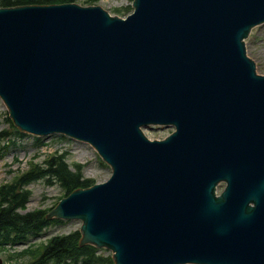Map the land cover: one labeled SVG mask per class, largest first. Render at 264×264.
Returning <instances> with one entry per match:
<instances>
[{
	"label": "water",
	"instance_id": "95a60500",
	"mask_svg": "<svg viewBox=\"0 0 264 264\" xmlns=\"http://www.w3.org/2000/svg\"><path fill=\"white\" fill-rule=\"evenodd\" d=\"M132 7H0L13 125L85 141L111 169L46 217L80 220V244L114 264H264V74L244 41L264 0Z\"/></svg>",
	"mask_w": 264,
	"mask_h": 264
},
{
	"label": "rangeland",
	"instance_id": "374dc122",
	"mask_svg": "<svg viewBox=\"0 0 264 264\" xmlns=\"http://www.w3.org/2000/svg\"><path fill=\"white\" fill-rule=\"evenodd\" d=\"M133 0H73L72 2L81 6L99 5L112 15L124 17L131 13ZM67 3V2H65ZM120 9L121 13L115 12ZM245 48L247 55L254 61L256 72L264 74V22L251 28L249 35L245 38ZM17 129L8 116L7 107L0 99V131L7 130L13 132ZM171 127H143V133L151 139H162L171 132ZM19 131V130H18ZM22 137L9 136V142H0V187L9 182L14 175L21 171H26L30 165H43L44 159L51 155L62 154L66 158V163L71 170L78 166L85 178L92 180V183L103 182L110 174L111 169L98 155L97 151L89 143L71 138L62 134H48L44 136L31 135L25 132ZM10 140H14L11 143ZM29 191V196L21 212L30 210L49 211L58 201L63 198L65 192L57 183H49L46 179L35 180L23 186ZM222 185L219 187L221 190ZM58 223H53L44 228L39 237H31L30 243L23 245L0 246V264H23L30 259L26 253L24 256H17V253L29 245V249L36 248L37 245L45 242L54 234H65L79 230L81 221L77 219H60ZM105 255H112L106 248H98Z\"/></svg>",
	"mask_w": 264,
	"mask_h": 264
},
{
	"label": "trees",
	"instance_id": "16d2710c",
	"mask_svg": "<svg viewBox=\"0 0 264 264\" xmlns=\"http://www.w3.org/2000/svg\"><path fill=\"white\" fill-rule=\"evenodd\" d=\"M73 0H0V7L17 5H47L69 3ZM115 12L121 13L116 8ZM22 137L24 133L14 129L0 131V142L8 141L9 136ZM36 137V136H35ZM39 138V137H36ZM9 142V141H8ZM14 143V140H10ZM81 167L69 168L64 155H51L44 159L43 165H30L26 171L14 175L9 182L0 187V246L26 245L31 237L38 234L48 225L58 223L60 219H47L48 211L30 210L21 212L28 199L29 191L23 186L35 180L46 179L49 183L57 182L64 190L65 196L77 188L91 186L92 180L83 177ZM81 232L54 234L34 249H23L17 256L28 253L31 257L23 264H114L111 255H105L92 244H80Z\"/></svg>",
	"mask_w": 264,
	"mask_h": 264
}]
</instances>
